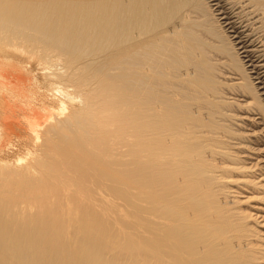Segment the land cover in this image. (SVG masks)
Instances as JSON below:
<instances>
[{
	"label": "bare ground",
	"instance_id": "1",
	"mask_svg": "<svg viewBox=\"0 0 264 264\" xmlns=\"http://www.w3.org/2000/svg\"><path fill=\"white\" fill-rule=\"evenodd\" d=\"M0 264H264V0H0Z\"/></svg>",
	"mask_w": 264,
	"mask_h": 264
},
{
	"label": "rangeland",
	"instance_id": "2",
	"mask_svg": "<svg viewBox=\"0 0 264 264\" xmlns=\"http://www.w3.org/2000/svg\"><path fill=\"white\" fill-rule=\"evenodd\" d=\"M243 116H247V115H243ZM240 119L242 120L241 123L245 122V123L241 124V128L247 133V135H253V134H248V132L251 133L250 130H252L254 128L257 130L258 127L257 126L256 127L255 126H252V124L250 123L251 117L248 116L247 120H244L242 117H240ZM249 147L253 148V145L252 146H249Z\"/></svg>",
	"mask_w": 264,
	"mask_h": 264
}]
</instances>
